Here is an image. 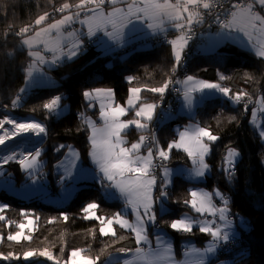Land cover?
<instances>
[{
  "label": "trees",
  "instance_id": "trees-1",
  "mask_svg": "<svg viewBox=\"0 0 264 264\" xmlns=\"http://www.w3.org/2000/svg\"><path fill=\"white\" fill-rule=\"evenodd\" d=\"M65 2L75 5L79 0H0V104L11 108L17 117H28L45 128V140L40 148L47 164L60 159L69 145H74L83 159L87 158L89 127L83 114L95 115L97 111L88 107L83 98L85 90L107 86L112 88L116 102L124 103L129 85H134L141 89V100L156 101L159 93L150 89L161 87L175 67L168 43L133 50L123 58L116 54H102L95 45L87 44L77 57L51 70L55 79L52 86L36 88L20 105H13L24 83L23 65L29 59L28 48L21 41L35 28L59 16L54 10ZM67 10L77 9L70 7ZM45 12L49 14L48 18L35 26L34 21ZM28 25L34 27L23 36L16 35ZM188 70L191 75L215 81L229 89L230 96L241 92L248 95L236 105L217 98L206 99L196 106L192 116L180 115L161 123L156 131L157 145L164 150L168 148V142L175 138L174 122L183 117V121L193 120L218 137L210 142L207 162L211 171L201 184L210 190L214 187L221 190L228 201L230 217L236 220L238 214L246 222L245 229L240 228L239 236L232 237L237 248L228 264H264V142L250 123V109L258 98L264 101V58H256L250 52L227 43L212 53L204 54L200 50L193 53ZM126 75L133 79L126 80ZM221 76L225 79L221 80ZM57 96L69 103V110L60 116L43 107ZM229 149L240 154L234 164L235 171L231 169V178L224 169ZM188 162L184 151L169 150L168 166ZM86 184L63 205L47 204L38 197L24 201L0 190V201L7 204L2 212L5 219L0 220V254L11 252L18 257L0 259V264H67L70 253L76 249H82V253L89 255L96 264H105L111 253L135 248L136 239L130 230L116 226L115 236L101 235L100 222L85 219L86 213L82 209L92 202L98 204L100 216L109 218L119 212L117 202L105 198L95 181H86ZM191 184L193 182L177 173L173 176L167 189L168 210L160 214V222L189 211L190 207L184 201L191 199ZM27 216L34 218L30 239H22L19 243L8 240L7 237ZM166 231L174 236L176 246L193 239L201 244L209 237L201 233L199 227L184 234L170 227ZM228 241H221V254H230ZM45 250L52 254L53 260L39 255ZM26 251L36 254L25 260L23 253Z\"/></svg>",
  "mask_w": 264,
  "mask_h": 264
},
{
  "label": "snow or ice",
  "instance_id": "snow-or-ice-1",
  "mask_svg": "<svg viewBox=\"0 0 264 264\" xmlns=\"http://www.w3.org/2000/svg\"><path fill=\"white\" fill-rule=\"evenodd\" d=\"M123 2V0H79V3L70 5L65 2L56 11L64 12L70 7H75L77 11L72 14L63 16L59 20H55L53 23L48 24L46 27H41L39 30L34 31V35L28 38H24L21 42L32 48L34 44L43 43L45 48L49 51H62V29L65 25H69L76 18L80 17L81 11L91 12L92 15L86 16L80 22L86 24L88 27V36H93L97 31H103L109 39L118 42L123 35V31L128 25L135 21L144 20L152 21L148 23L147 27L154 32L164 31L162 24L163 20L167 19L173 21V27L181 31V35L176 39L168 41L172 46V51L177 64L181 62V53L186 46L188 39L190 38L184 33L185 24L181 21H185L183 13H187L186 24L191 26L194 23L202 22V13L199 8L211 9L216 7L219 0H130L126 3L125 8L115 7L116 4ZM105 3L113 5L110 11L105 12L103 5ZM91 5V7H88ZM189 5L193 6L192 8ZM223 7L222 4H219ZM49 14L45 12L40 15L35 21L34 25L39 26L48 18ZM217 22L220 24L222 30H227L225 35L231 36V33H241L247 40V46L251 50H254L255 55L264 58V0H232L230 7L226 9V16L224 20H220L217 17ZM111 26L112 31H107V27ZM33 25H28L21 28L16 35L23 36L25 33L32 29ZM55 33V35H53ZM72 36L73 33H68ZM79 41L72 44L71 49L67 53L68 58L75 57L78 53ZM30 56H36L41 63L43 58L40 57L38 52H30ZM59 60V56L55 57L53 63ZM33 74V68L28 70V76ZM251 78V77H249ZM129 81L133 78L128 77ZM221 80L225 79L224 76L220 77ZM194 81V77L189 76L186 78V82ZM168 81H165L163 86L150 89L152 92L163 94L168 87ZM216 89L224 95H229V89L221 87L219 84L210 83L205 81H197L193 84V87L185 92V99L190 101L191 92H203L205 90ZM141 92L140 88L129 89V99L127 104L129 108L133 107L136 99H139L138 93ZM106 94L109 99L112 97L111 89H93L92 91H85L83 93L86 99L93 96V94ZM247 93H238L235 95L234 102L239 103L243 96H247ZM62 97L57 96L51 99L48 103H45L43 107L49 112L57 110ZM249 99H251L249 97ZM257 103H264L262 100H257ZM16 101H13V105ZM155 105L144 104L135 115L142 117L146 120H151L153 116ZM264 111V107L261 108ZM127 114V109L120 105L113 106L109 104L105 109L101 106L100 119L103 121L102 127H97L90 119H85V123L88 124L91 129V135L89 136V142L91 144V150L89 152L93 163L97 166L100 173L103 174V179L111 182L109 187L115 188L121 197L126 201V205L131 206L132 214L135 216V221H130L126 218V213H115L113 217L107 218L105 224L104 217H96L101 222L100 234L101 235H113L115 236V230L112 225L115 223L122 229L131 230L135 234L136 244L138 245L134 250L132 260H125L124 264H173L172 247L163 239V236L157 237V248L155 250L149 248L145 249L140 247L141 243H148V235L146 230V223H154L156 221V215L153 211V204L158 202L161 197L166 196V192L161 190L159 197H153L152 189L156 184V177L152 175V169L155 167L154 160L160 158L167 160L169 158V150L173 147L183 148L189 158H193V162H196L195 158H199V168L195 170V176L201 177L204 175L208 165L204 163V157L210 151L209 145L205 143V138L208 141H216L217 136L213 135L209 130L194 126L190 129H185L179 132V140L173 141L168 144V150L157 148L156 152H153V148L149 147L147 155H140V150L144 146V142L147 139L145 136H140L139 141L132 143L130 147H125L126 141L122 138L121 133L130 127L135 125L137 129L146 128L147 125L140 120L124 121L121 117ZM255 114V113H254ZM232 119H235L234 117ZM5 124H11L13 130L8 132L4 131L3 135H0V145L5 144L8 139L12 137L21 136L29 133H43L45 128L35 122H17L11 118L5 117L0 119V129H3ZM261 136L264 137V131L261 132ZM31 160L28 157H24L19 161L23 168H32L37 162V157L40 155V151L36 150L34 154H31ZM238 153L235 149H229L226 157V163L230 164L234 168L235 158ZM15 159V156H8L4 159L7 163L8 160ZM27 161V162H26ZM226 172L231 178L232 172L230 169H226ZM165 175H167V169H165ZM167 183V181H165ZM190 200H185L184 203L189 205L193 211L204 215L207 213L210 216H216L219 213V219L227 221L225 213L227 212V199L223 197L219 190H213L209 193L206 191H190ZM219 197L224 201V207H217L213 203V197ZM98 204L95 202L88 203L82 211L88 213L85 219L95 217V210L98 208ZM143 209V212L140 211ZM2 210V209H0ZM161 214L165 212V209L161 207ZM5 217L0 216V220ZM67 219V217H65ZM31 223V221L29 222ZM199 224V231L201 233L208 234L212 237V242L203 250L190 248L187 249L185 255H191L195 253L197 258L195 260L187 262V264H205L206 257L215 253L219 243L221 241H228L232 238V234L229 231H223L221 227L213 226V221H199L193 220L184 216L174 219L169 223V227L176 232L189 233L192 232L193 226ZM231 221H227L226 227L230 228ZM20 229L25 226L23 224L18 225ZM21 233L10 234L7 239L10 241L20 242ZM24 239H30V237H24ZM123 239V237H121ZM2 240V237H0ZM121 252L128 251L126 249H120ZM82 249L73 250L70 254L71 264H96L93 259L81 255ZM33 251H26L23 253L25 260L35 255ZM41 256H46L49 260H53L54 257L47 250L39 253ZM15 257L13 253L9 252L7 255L0 254V259L7 260ZM78 258V259H77ZM97 260L99 257L96 258Z\"/></svg>",
  "mask_w": 264,
  "mask_h": 264
},
{
  "label": "rangeland",
  "instance_id": "rangeland-1",
  "mask_svg": "<svg viewBox=\"0 0 264 264\" xmlns=\"http://www.w3.org/2000/svg\"><path fill=\"white\" fill-rule=\"evenodd\" d=\"M89 7V6H88ZM91 7V5H90ZM72 9V8H71ZM66 12H70V10H65ZM64 11V13H65ZM77 11V10H76ZM63 13V12H61ZM61 13H55L56 16ZM70 13H65L61 15L60 17H63L65 15H68ZM80 18V17H79ZM182 33L181 31H177L174 35L173 39H176L178 36H180ZM210 34V33H209ZM149 35V34H147ZM146 36V35H144ZM172 39V40H173ZM210 44V42H209ZM188 45V44H187ZM150 46L146 44L142 49L149 48ZM207 46H201L200 52L201 53H212L213 51H210L206 48ZM185 48V47H184ZM134 49L131 50H126L124 53H122L121 57H126L130 52H132ZM172 51V49H171ZM184 49L181 53V57L183 56ZM172 55L174 57L173 51ZM175 58V57H174ZM192 76V75H185V76H180L179 74L176 77V83L179 86L180 91V101L178 102L177 105V110L176 111H167L164 113V118L161 120V123L167 122L168 120H174L180 115L190 117L194 114L195 108L198 104H200L202 101L205 100V98H217L219 101H228L231 103V105H236L238 103L234 102L235 96H230L229 95H224L220 91L216 89H211V90H205L203 92H191V100L188 101L185 99V92L188 91L193 87V84L197 81H205V82H210V83H216L213 81H208V80H203L199 77L192 76L194 77V81L192 82H186V78ZM131 77L130 75H126L125 79L128 80L127 78ZM129 81V80H128ZM218 84V83H216ZM163 86V85H162ZM132 88H139L134 85H129L128 87V93L127 97L124 103H118L115 100V95L112 90V88L107 87V86H102V87H94L92 89H88L85 91H92L93 89H111L112 90V97L109 99L106 94H93L92 97L86 99L83 95V98L87 102H91L89 105L90 109L95 108L96 109V114L92 115L89 113H84L83 116L85 119H90L95 123L97 127H102L103 126V121L100 119V110L101 106L103 105L105 109L108 108L109 104H112L113 106L115 105H120L127 109V114L123 117H121L122 120L124 121H131V120H140L142 123L146 124L147 127L143 129H137L135 125H130L128 129H126L124 132L121 133L122 138L126 141V144L123 145L125 147H130L132 143L138 142L140 136H145L146 132L149 129V123L153 120L155 117L158 107L157 105L160 103L159 100H161L162 94L159 93V98L156 101L148 100L144 101L141 100L140 93L137 95L139 96V99H136V96L134 95L132 98L135 101V104L133 107L129 108L127 101L129 99V89ZM84 91V92H85ZM24 91L20 92V98L19 96H16L15 101L19 99L22 101L26 97L23 96L21 93ZM27 93H31L32 91H25ZM237 94V93H236ZM235 94V95H236ZM257 100H261V98H258ZM144 104H153L155 105L154 111H153V116L151 120H146L142 117H137L135 115L136 111L139 110V108L144 105ZM264 107V103H255V105L250 109V123L252 124L254 132L258 135V137L264 142V137L261 136V132L264 131V111H261V108ZM69 110V103L67 101H63L62 99L60 100L59 106L56 111L52 112L55 116H60L64 113H66ZM255 113V114H254ZM170 116H173L170 118ZM5 117L11 118L17 122H36L35 120H31L28 117L20 118L17 117L12 113V115H0V119H4ZM184 117L182 119H179L177 122H174L173 129L175 131V138L173 140H170L168 142L171 143L173 141H178L179 140V132L184 131L186 128L190 129L194 126H199L203 127L197 122L193 120H186L183 121ZM40 124V123H38ZM41 125V124H40ZM89 127V126H88ZM204 128V127H203ZM206 129V128H205ZM7 130L8 132H11L13 130V126L11 124H5L3 129H0V135L4 134V131ZM208 130V129H207ZM91 135V129L89 128V133H88V142H89V136ZM32 133L29 134H23L21 136H16L12 137L11 139H8L5 144L0 145V190L6 191L8 194L13 195L15 197H18L24 201L28 200L31 197H38L40 198L43 202L47 204H53V205H63L67 202H69L75 195L78 194L80 191V188L83 186H86V181H95L98 185V187L101 189L102 194L104 195L105 198L108 200H115L117 204L119 205V212L126 213V218L129 219L130 221H135V216L132 214V208L131 206L126 205V201L123 197L120 196L119 192L112 187H109L110 183L109 181L103 179V174L99 172L97 166L93 163L92 158L89 155V152L91 150V144L89 142V150L87 154V158L83 159L81 156L79 150L74 146V145H69L68 148L65 150L63 153L62 157L56 161L49 162L48 164L46 163V158L41 156L42 154V149L40 147L34 149V150H27L26 148V143L23 142V139L26 137H31L32 138ZM43 137H45V134L43 132ZM210 142L208 141L207 138H205V143L209 145L210 149ZM152 146H142L140 150V155H147L148 148ZM168 147V145H167ZM157 148H160L159 146ZM174 149L177 150H183V148H176L173 147ZM162 149V148H160ZM36 150L40 151V155L37 157V162L36 164L33 165L32 168H23L19 161L23 159L24 157H28V160H31V154H34ZM168 150V148L166 149ZM229 151V150H228ZM237 151V150H236ZM153 152L155 153V150L153 148ZM185 152V151H184ZM186 153V152H185ZM228 153V152H227ZM238 156L235 158V163L237 160L240 158V154L237 151ZM209 154V152H208ZM207 155L204 157V163L208 165V168L205 170V173L201 177H196L195 176V170L199 168V158H195L196 162H193V158H189V162L184 164V163H178L175 167L174 166H168L166 164V160L164 165L159 167V171L157 173L152 172L155 177L158 175L161 184H157V179H156V188L155 185L153 186V189H158L157 191H152L153 197H159L161 190L166 192L165 197H161L160 200L156 203L153 204V211L156 215V221L154 223H146V230H147V235H148V243H141L139 245L142 248L145 249H153L155 250L157 248V237L158 236H163V239L167 241L171 247H172V256H173V264H187V262L195 260L197 258V255L195 253L191 255H185V252L187 249L194 248V249H200L203 250L206 248L211 242H212V237L208 235V238H205L203 243L199 244L196 242L195 239L193 240H188V241H182L179 243L178 246H176L174 242V236L171 235L169 232H167V228H169V223L174 220L178 219L185 214H187L188 217H191L193 220H199V221H210L209 216L207 213L204 215H201L199 213H196L193 211L190 207L189 211H186L182 214H180L178 217H173L170 219H164L162 222L159 221V216L161 214V207L165 209V211L168 210V206L166 205V197H167V188L170 187L172 183L173 176L176 175V172H178V175H181L184 179L193 182L191 184L190 189L191 191H206V192H213V190H219L218 188L214 187L211 190L206 188L201 184L206 179V176L210 173L211 168L209 163L207 162ZM15 156V159L20 160L16 161L15 159L8 160L7 163L4 162V159L7 158L8 156ZM227 157V155H226ZM226 157L224 160V169H233L235 171V167L233 168L232 165L227 164ZM262 161L264 163V156L262 157ZM27 162V161H26ZM234 163V164H235ZM11 165V166H10ZM13 167V168H11ZM165 169H167V175H165ZM175 172V173H174ZM86 179V180H85ZM167 181V183H165ZM220 193H222L223 197H225L224 193L219 190ZM213 203L219 208V207H224V201L223 199L219 197L214 196ZM218 203V204H217ZM222 205V206H221ZM157 206V207H156ZM7 207V204L4 201H0V216H3L2 212L5 210ZM227 212L225 213L227 217V221H231L230 228L226 227L227 221H222L219 219V213H217L216 216L213 217L212 221L214 223H217L218 227H221L223 231H229L232 234V237L234 238L235 236H239L240 234V228L245 229L246 227V222L243 219L242 216L236 214V220L230 217L229 215V207L227 206ZM141 212H143V209H140ZM89 215L86 213V216ZM96 217H104L100 216L97 212V209L95 210V217L89 218V219H97ZM113 217V216H111ZM109 217V218H111ZM216 217V218H215ZM105 218V224L107 223V218ZM218 218V220H217ZM99 222L100 220L97 219ZM217 220V222H216ZM31 221V223H29ZM23 224L25 227L23 229H20L18 225ZM17 225L16 230L12 233L15 234L17 232L21 233L20 240L24 239V237H30L29 233H31L34 229V218L32 216H27L25 221ZM101 222L99 226V230L101 227ZM116 225L113 223L112 227L116 232ZM195 226V225H194ZM193 226V228H195ZM127 230V229H126ZM131 231V230H130ZM184 234V233H183ZM230 239L228 241V248L230 252V256L228 254L222 253L221 254V246L222 243L218 245L216 251L214 254L206 257L205 264H228L230 257L234 254V251L236 250L237 247H234L233 243H235L234 239ZM192 239V238H190ZM222 242H227V241H222ZM138 246V245H137ZM136 246V247H137ZM135 247V248H136ZM234 247V248H232ZM129 249L128 251L125 252H114L111 253L107 260L105 261V264H124L125 260H132L133 255H134V250ZM71 254V253H70ZM223 254H225L223 256ZM81 255L86 256L91 258L89 255L81 253ZM70 257V256H69ZM78 259V258H77ZM92 259V258H91ZM38 264H43L38 263ZM67 264H71L70 259L68 258Z\"/></svg>",
  "mask_w": 264,
  "mask_h": 264
},
{
  "label": "crops",
  "instance_id": "crops-1",
  "mask_svg": "<svg viewBox=\"0 0 264 264\" xmlns=\"http://www.w3.org/2000/svg\"><path fill=\"white\" fill-rule=\"evenodd\" d=\"M127 2H130V0L118 3L115 5V7L125 8ZM172 3H174L173 0H172ZM89 7H90V5H89ZM112 7H113V5H111V4L103 5L105 12L110 11ZM189 7L192 8L193 6L189 5ZM75 12H76V10H72L70 12H65V13L74 14ZM65 13H62L59 16H57L56 18L51 19L50 21H48V22L42 24L41 26L35 28L30 34H28L24 38H28V37L33 36L34 31L39 30V28H41V27H46L48 24L53 23L55 20L61 19L62 17H60V16L65 14ZM89 15H92V13L86 12V11H81L80 12V18H76L72 21L71 24L64 26V28L62 29V35H61L62 51H55V52L49 51L45 48L43 43L34 44V46L32 48H29L27 45H25L28 48V54L30 52H33V53L38 52L40 57L43 58L44 62L41 63L40 60L36 56H30L29 55L28 61L23 65L24 83H23L21 90H20V92L24 91L21 93L23 96L26 97L27 95L31 94V93H27L25 91H33L39 87L52 86L55 82V79L52 77L51 70L53 68H55L58 64L68 62V61L74 59L75 57H77L80 54V52L82 51V49L84 47H86L87 44L88 45H95V48L97 50H99L102 54H116V55H120V57H121L122 53H124L126 50L142 49L146 44H148L150 47L154 46L153 44L146 41L148 39V37H150V36H153V35L164 36L168 39V41H171L174 38L175 33L177 31H179L173 27L174 22L167 20V19L163 20L162 27H163L164 31H158V32H154L152 29H149L147 27L148 23H151L152 21L144 20L143 22H141V21L133 20V23L128 25V27L124 29L123 35L120 37L119 41L115 42V41L109 39V37H107L103 31H97L95 35L88 36L87 25L81 23L80 21ZM183 15H184L185 21H186L188 14L183 13ZM185 21H181V23H184L185 26H188ZM106 30L112 31L111 26H108ZM225 32H227V30H222L221 28L211 31L209 36H208L210 44L208 42V44L205 45V46H207L206 48L210 51L215 52L218 49H220L224 44L231 43V44H234L241 49H244V50L250 52L256 58H261V57L256 56L254 50H251L250 47L247 46V40L245 37H243V35L241 33L233 32V33H231V36H228V35H225ZM68 33H73V35L69 36ZM147 34H149V35H147ZM53 35H55V33H53ZM144 35H146V36H144ZM141 40H144V43H143V45L138 46L137 43H138V41H141ZM76 41H79V48L77 50L78 54L75 57H72L71 59H69L67 53L71 49L72 44ZM187 44H188V42H187ZM187 44H186L185 48L187 47ZM171 49H172V46H171ZM200 49H201V47H200ZM57 56H59V60H57L55 63H53L54 58ZM177 66H178V64L175 61L174 69ZM30 67L33 68V74L31 77L28 76V70ZM186 74L191 75V74H189V70ZM185 75H183V76H185ZM192 76H194V75H192ZM213 82H215V81H213ZM176 85H177V83H176ZM177 87L179 88L178 85H177ZM179 91H181V90H179ZM18 96L20 98V93L18 94ZM206 99H209V98L207 97V98H205V100ZM22 101L17 99L15 105L16 106L20 105L22 103ZM90 104H91V102H88V105H90ZM177 105H178V103L171 109V111H176ZM172 117L173 116H170V118H172ZM44 134H45V131H44ZM29 138H31V137H26L24 139H29ZM20 158L15 159V160L18 161V160H20ZM158 171H159V169L157 171H155V173H157ZM176 173H178V172H176ZM158 178H159V176L157 175L156 176V179H157L156 185H158V187H159L161 182H160V180H158ZM156 185H155V188H156ZM155 188L152 189V191L158 190ZM213 200H214V197H213ZM208 216L210 218V221H212L214 216H210V215H208ZM217 220H218V218H217ZM217 220H216V222H217ZM199 226H200L199 224H196L194 227H199ZM134 236H135V234H134ZM135 239H136V237H135Z\"/></svg>",
  "mask_w": 264,
  "mask_h": 264
},
{
  "label": "built area",
  "instance_id": "built-area-1",
  "mask_svg": "<svg viewBox=\"0 0 264 264\" xmlns=\"http://www.w3.org/2000/svg\"><path fill=\"white\" fill-rule=\"evenodd\" d=\"M173 2L175 3V0H173ZM231 2L232 0H219V3L216 7L208 10L199 8V11L202 13V22L194 23L191 26H185L184 33L190 37L188 39V45L184 49L183 56L181 57V62L174 70H172L171 75L167 79V81L169 82L168 87L162 94L161 100H159L160 103L157 105V113L153 120L149 123V129L145 134V137L147 138L144 142L145 145L152 146L155 152L158 147L156 141V131L161 124V120L164 118V113L171 110L180 100V91L176 85L177 75L179 74L180 76H183L188 72L189 60L191 58V55L199 51L201 46H205L208 44V36L211 31L221 28L220 24L217 22V17H219L220 20L225 19L226 9L230 7ZM106 4L108 3H105V5ZM219 4H222L223 7H220ZM60 7L61 6H57L54 10V13H61L56 11V9ZM146 41L153 45H156L158 43H168V39L166 37L159 35L150 36ZM143 43L144 40H141L138 41L137 45L141 46L143 45ZM12 113L13 112L11 108L0 104V115H12ZM164 163V160L156 158L154 160L155 167L152 169V172L157 171L160 166L164 165ZM213 226L218 227L217 223H214Z\"/></svg>",
  "mask_w": 264,
  "mask_h": 264
},
{
  "label": "water",
  "instance_id": "water-1",
  "mask_svg": "<svg viewBox=\"0 0 264 264\" xmlns=\"http://www.w3.org/2000/svg\"><path fill=\"white\" fill-rule=\"evenodd\" d=\"M44 140L45 137H42L41 139H37V140H32L31 138H29V139H23V142L26 143L27 150H34L40 147L41 144L44 142Z\"/></svg>",
  "mask_w": 264,
  "mask_h": 264
},
{
  "label": "bare ground",
  "instance_id": "bare-ground-1",
  "mask_svg": "<svg viewBox=\"0 0 264 264\" xmlns=\"http://www.w3.org/2000/svg\"><path fill=\"white\" fill-rule=\"evenodd\" d=\"M32 135H33L32 138H31L32 140L41 139L43 137V133H39V134L32 133Z\"/></svg>",
  "mask_w": 264,
  "mask_h": 264
}]
</instances>
